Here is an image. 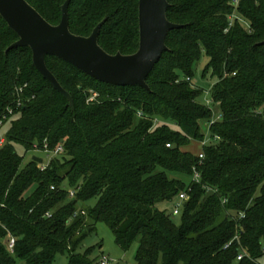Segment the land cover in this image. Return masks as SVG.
Listing matches in <instances>:
<instances>
[{
	"label": "trees",
	"instance_id": "obj_1",
	"mask_svg": "<svg viewBox=\"0 0 264 264\" xmlns=\"http://www.w3.org/2000/svg\"><path fill=\"white\" fill-rule=\"evenodd\" d=\"M26 1L59 23L65 0ZM138 1L71 0L69 30L88 37L104 21L99 46L134 54ZM167 1L168 21L183 27L168 33L148 91L45 58L72 110L34 69L28 48L6 53L17 36L0 17V116L14 112L0 148V264H54L58 256L98 264L102 254L92 259L95 247L85 245L97 223L122 251L137 245L134 264H263L264 0ZM203 56V77L215 79L208 95L192 83ZM44 142L62 153L43 171L32 158L23 164L16 148L34 153ZM181 193L178 215L159 209ZM78 209L85 214L72 219Z\"/></svg>",
	"mask_w": 264,
	"mask_h": 264
},
{
	"label": "water",
	"instance_id": "obj_2",
	"mask_svg": "<svg viewBox=\"0 0 264 264\" xmlns=\"http://www.w3.org/2000/svg\"><path fill=\"white\" fill-rule=\"evenodd\" d=\"M70 1L65 0L61 6L59 23L51 25L26 0H0V17L17 36L6 53L28 48L34 69L67 100L71 110L72 98L46 67L47 56L71 65L98 82L117 87L138 86L148 91L146 78L167 51L168 33L183 27L168 21V1H138L139 42L137 51L131 55H110L99 46L98 35L104 21L88 37L72 34L68 17ZM257 45H264V41ZM32 160L42 163V159L35 156Z\"/></svg>",
	"mask_w": 264,
	"mask_h": 264
},
{
	"label": "rangeland",
	"instance_id": "obj_3",
	"mask_svg": "<svg viewBox=\"0 0 264 264\" xmlns=\"http://www.w3.org/2000/svg\"><path fill=\"white\" fill-rule=\"evenodd\" d=\"M207 61L208 60L205 56H203L200 59L198 65L195 67L192 83L196 87L203 89L205 92H207L206 94L208 95L209 90L215 83V79L211 77L210 73L206 74L203 77V70L207 64ZM206 94L202 97V100H201L204 103L206 102V99L208 98ZM205 126H206L205 124L202 125V127L204 128ZM5 130H6V127L2 128L0 131V134L3 135ZM189 148L193 152H197V150H199V147L193 144H191ZM16 151L18 154L24 156L23 164L27 163L29 159H31L34 156L45 159V157L42 154L37 153V152L24 154L23 149H21L20 147H17ZM90 204H93V202H91ZM158 207L159 209H164L167 213H171L173 209V203L160 204L158 205ZM173 220H174V223L179 224L178 217H174ZM85 245L86 247H93V246L95 247L93 256H91L92 259L94 257H99L102 254V255L107 256L111 261H113V264H134L135 262V253H136L137 245H133L126 252L122 251L117 246L114 235L104 223H97L96 233L86 240ZM98 245H100L99 248H97ZM66 262L67 260L65 256H58L54 264H66ZM262 263L264 264V258L262 259ZM14 264H23V262H21L20 260H16Z\"/></svg>",
	"mask_w": 264,
	"mask_h": 264
},
{
	"label": "built area",
	"instance_id": "obj_4",
	"mask_svg": "<svg viewBox=\"0 0 264 264\" xmlns=\"http://www.w3.org/2000/svg\"><path fill=\"white\" fill-rule=\"evenodd\" d=\"M24 87H22L21 89H19L18 91L21 92L23 90ZM96 97V94L95 93H92V96L90 98V101L93 100L94 98ZM207 103H209L207 101ZM21 106L20 102L17 103V108H19ZM13 109L11 108H7L6 111L0 116V131H1V128L4 126V123L6 122V120L8 119V117H10L11 115H13ZM218 120V117L215 118L210 124H212L214 121ZM218 138L214 139V140H217ZM4 144V137L3 135L0 134V148L3 146ZM205 142H203L201 145H204ZM167 147H169V145H166ZM34 151L37 152V153H41L44 157L42 158V163L38 164L39 165V169L40 171H43L49 161L57 156V155H60L62 153V147L61 146H58L55 151H50L48 148H47V145L45 144L44 142V146H43V150H38L35 146H34ZM203 158V155L200 154L199 155V159L201 160ZM199 178L198 174L195 173L194 175V178L193 180H197ZM51 190H54L53 187H51ZM75 196V192L73 190H68V197L69 199H73ZM186 199V194L185 193H181L179 194L177 200L174 202V205H173V209H172V214L174 216L178 215L179 212H180V209H181V206H182V202ZM84 215L85 214V211L81 210V209H78L73 215H72V219L76 218L78 215ZM46 216H49V214L47 213ZM4 244H5V248L6 250L13 254V249H14V244H15V239L11 236H7V238L5 239L4 241ZM241 259V256L237 257V260L239 261ZM98 264H113V261H111L107 256L105 255H101L99 257V260H98Z\"/></svg>",
	"mask_w": 264,
	"mask_h": 264
}]
</instances>
